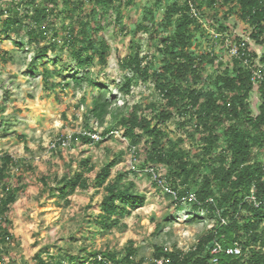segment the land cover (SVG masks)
<instances>
[{"label":"trees","instance_id":"16d2710c","mask_svg":"<svg viewBox=\"0 0 264 264\" xmlns=\"http://www.w3.org/2000/svg\"><path fill=\"white\" fill-rule=\"evenodd\" d=\"M135 3L0 0V35H26L37 47L29 68L33 72L43 66L41 76L47 90L59 86L96 88L87 108L88 123L93 119L104 126L107 116L113 114L119 92L129 95L136 81L153 82L161 101L139 102L123 109L116 118L117 125L104 128L102 135L123 129L130 148L135 146L140 157L139 165L129 174L137 172L136 166L145 172L163 165L168 184L179 196L194 192L197 202L190 203L191 207L216 219L188 250L155 245L153 258L147 262L136 258L138 248L130 241L123 251L106 248L87 252L80 264H264V79L257 83L261 99L257 114L251 101L253 72L264 65V0H155L143 11L141 24L131 32L134 38L130 51L120 59L122 67L132 74L126 76L119 92L113 93L91 69L96 63L102 68L108 65L112 46L103 31L119 24L122 31L130 32L122 21L123 10ZM192 7L198 10V16L192 13ZM159 14L161 19L157 20ZM110 16L113 20L108 19ZM239 25L241 32L236 31ZM141 31L148 32L149 47L155 52L142 55V44L136 39ZM199 33L208 45L203 50L195 47L201 43L196 35ZM252 42L262 48L261 53L251 46ZM231 45L238 48V55L231 56ZM50 52L56 57L47 62L56 64L65 53L68 62L74 63L70 69L73 72L67 75L71 82L61 85L53 81L54 74L62 71L50 68L43 60ZM171 122L181 132L177 137L168 131ZM79 140L90 146L100 142L81 132L72 134L73 142ZM118 159H108L95 172L97 165L92 157L83 156L76 169H69L62 177L42 176L43 192L69 203L78 189L94 186L96 193L103 189L95 223L104 231L126 227L121 219L142 207L146 196L137 190L128 173L112 176ZM17 168L18 159L8 152L1 154L0 264H14L5 262L4 255L15 239L9 213L26 185L23 173H14L17 183L12 181ZM147 175L152 176L149 172ZM160 228L158 225L157 231ZM212 242L224 251L213 253ZM236 243L242 253L227 254L225 250ZM23 264L70 263L51 253H37Z\"/></svg>","mask_w":264,"mask_h":264},{"label":"rangeland","instance_id":"374dc122","mask_svg":"<svg viewBox=\"0 0 264 264\" xmlns=\"http://www.w3.org/2000/svg\"><path fill=\"white\" fill-rule=\"evenodd\" d=\"M154 1L136 0L132 6L124 7L122 21L128 25L130 32L122 31L119 24L103 31L112 46L109 63L105 68L96 63L91 71L106 81L113 93L119 92L126 76L132 74L129 69L122 67L120 59L130 51L131 39L134 38L131 32L141 24L145 8ZM112 17L108 19L113 20ZM159 19L161 14L158 15ZM241 29L239 25L236 31L241 32ZM196 35L201 43L195 47L202 50L207 48L203 35ZM148 37V32L137 33L136 39L142 44V55L155 52L154 47H149ZM16 41L25 44L20 46V42ZM251 46L262 52V48L253 42ZM36 49L34 44L28 42L26 35H0V153L8 152L19 160V169L13 175L23 173L26 183L9 213L15 239L10 243V252L4 255L5 262L23 264L32 261L37 253L44 256L51 253L70 264H80L87 252L106 248L123 251L130 241L138 248L136 258H144L148 262L153 258L155 245L184 250L196 245L199 238L215 225L216 219L192 208V204H177L140 167L136 166L135 174H129L135 165H139L140 157L131 152L122 132L103 136L99 144L94 146L79 140L72 141L69 146L50 149L57 140L83 132L88 127L102 132L106 127L117 125L118 114L135 103L160 102L153 82L136 81L129 95L119 92L112 106L113 114L107 116L104 126L93 119L88 123L87 108L97 93L96 88L85 85L83 88L71 86L62 89L59 86L47 90L41 76L43 66L39 65V70L33 72L29 68ZM55 57L52 52L43 57L50 68L56 67L62 71L54 74L53 81L61 85L71 82L67 75L73 72L70 69L74 63L68 62L65 53V61L59 60L56 64L47 62ZM224 57L227 59L229 55L225 54ZM83 97L86 98L85 102ZM251 101L257 114L261 99L256 90L251 94ZM176 130L175 124L171 122L168 131L177 137L181 132ZM83 156L92 157L97 165L95 172L108 159L119 156L112 176L118 172L128 173V178L136 183L137 190L145 194L146 203L121 219L126 227L120 225L104 231L95 223V217L101 210L99 202L104 195L103 189L97 193L94 186L88 190L78 189L72 194L69 203L52 196L48 191L43 192L42 176L62 177L69 169H76ZM95 172L91 177H94ZM15 177L12 181L17 183ZM158 225L161 227L159 231Z\"/></svg>","mask_w":264,"mask_h":264},{"label":"built area","instance_id":"2783aa9c","mask_svg":"<svg viewBox=\"0 0 264 264\" xmlns=\"http://www.w3.org/2000/svg\"><path fill=\"white\" fill-rule=\"evenodd\" d=\"M192 13L195 16H198V14H199L198 10L195 7H192ZM230 50H231V56L232 55L233 56L238 55V53H239L238 48L235 45L234 46L231 45ZM259 66L261 67V69H255L253 72V80L255 83V90L258 87L257 83L260 80L264 79V65L260 64ZM123 131L124 130L120 128V129H115L112 132L113 133H115V132L116 133H119V132L123 133ZM81 133L90 136L95 143L101 141L103 138L102 132H98V131L96 132V131L86 129ZM71 142H72V135L68 138H62V139L57 140L55 143H53V145L51 146L50 149H53L56 146H69ZM130 149H131V152L133 154L136 153V147L135 146L131 147ZM0 156H1V153H0ZM146 171L151 173V175H152L151 177H152L153 182L156 183L157 186H160V188L164 191V193L169 195L170 197H172V199L177 204L178 203L190 204V203L197 202V197H196V194L194 192H191L184 197L179 196L178 191L168 184V182L165 178L166 169L163 165H159V167L157 169L155 167H153V168L150 167V168L146 169ZM251 198L255 200L254 195H251ZM211 201H212V199H211ZM222 222L226 223L227 221H226V219L222 218ZM221 251H224V248L219 244H216V245L214 244L212 252L213 253H219ZM225 251L227 254H233V255H239L242 253L241 247L237 243L232 247H228ZM215 261H218V258H215ZM160 262H162V261H160Z\"/></svg>","mask_w":264,"mask_h":264},{"label":"water","instance_id":"95a60500","mask_svg":"<svg viewBox=\"0 0 264 264\" xmlns=\"http://www.w3.org/2000/svg\"><path fill=\"white\" fill-rule=\"evenodd\" d=\"M216 241H218V239H216ZM214 244H215V242H212V243L210 244V248H212V247L214 246Z\"/></svg>","mask_w":264,"mask_h":264}]
</instances>
